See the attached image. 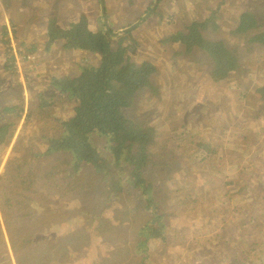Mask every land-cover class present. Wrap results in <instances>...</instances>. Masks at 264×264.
Returning <instances> with one entry per match:
<instances>
[{
    "label": "rangeland",
    "instance_id": "obj_1",
    "mask_svg": "<svg viewBox=\"0 0 264 264\" xmlns=\"http://www.w3.org/2000/svg\"><path fill=\"white\" fill-rule=\"evenodd\" d=\"M17 1L18 8L28 9L24 16L28 20L21 24L5 15L6 0H0V102L13 104L17 111L20 106L27 111L32 98L31 94H24L27 90L17 88L15 76L3 68L6 48L1 44V35L8 25L6 39L16 48L19 75L25 78L28 88L43 95L45 103L40 106L37 100L41 99L34 95L37 108L33 109L32 121L21 119L14 129L13 141L0 147V264H264V110L245 98L257 86L264 85V49L230 36V31L239 25L238 14L230 11L221 16L219 30L209 35L238 47L249 65L223 82L214 81L208 58L201 51L187 54L182 46H164L161 41L168 35L156 34L157 26L152 20L133 31L136 45L128 43L133 46L134 62L149 61L157 69L151 82L153 88L138 92L128 117L157 131L152 156L161 164L149 166L146 177L157 200L169 208L166 241L149 243L147 251L140 245L149 219L140 195L130 192L96 214L92 230L89 227L86 237L78 239L79 245L70 247L68 252L59 248L42 252L40 243H32V238L42 241L43 234L40 237L29 232L27 223L32 217L17 222L19 211L7 206L5 198L20 199L24 183L33 181L35 189L36 184L43 186L51 179L56 187L54 193L48 191L47 196L45 190L41 192L46 197L42 203H33L39 207L37 211L43 209L50 214L62 208L81 210L77 203L64 199L67 194H74L63 190L65 160L48 154V142L61 131L60 122L73 117L75 105L66 97L52 99L51 93L57 92L51 84L54 78L80 76L87 62L97 67L101 58L78 51L64 52L59 42L47 49L45 20L49 22L54 17L44 14L47 7L55 6L57 10L59 2L66 4L64 0H46L44 4ZM77 1L87 4L90 0ZM128 1L132 3L129 8L125 4ZM226 1L232 0H212L213 9L226 11ZM249 1L261 7L248 11L244 8L241 15L264 9V0ZM118 2H124V9L105 10L114 32L129 25L126 19L137 23L141 20H137L141 13L137 0ZM231 6L235 9L236 4ZM102 16L100 8L87 13L94 33L99 27L104 28ZM71 25L67 18L61 24L65 30ZM41 26L45 28L39 30ZM186 28L177 26L171 32H186ZM20 43L28 50L34 46L31 50L37 51L35 56H27L24 62L18 54L22 51ZM19 94L24 102L19 100ZM49 138L47 143L43 141ZM97 144L107 154L105 142L99 137ZM41 153L43 159L30 158ZM34 175L42 179H35ZM82 176L98 180L97 190L105 187L92 169H86ZM82 182L90 185L86 180ZM60 199L64 202H58ZM91 203L92 199L89 207ZM24 207L21 205L20 209ZM74 216L75 213L71 215ZM84 217L76 219L79 222L75 221L74 227L84 226V221L88 227L89 219ZM62 234L68 236L67 232Z\"/></svg>",
    "mask_w": 264,
    "mask_h": 264
},
{
    "label": "trees",
    "instance_id": "obj_2",
    "mask_svg": "<svg viewBox=\"0 0 264 264\" xmlns=\"http://www.w3.org/2000/svg\"><path fill=\"white\" fill-rule=\"evenodd\" d=\"M215 12L204 22H193L186 32L171 33L161 43L164 46H182L187 54L195 50L204 53L208 58L211 76L219 83L239 73L249 64L246 63L238 47L229 45L223 40L211 39L209 33L220 28L219 11ZM46 28L47 49H51L59 42L64 52L78 51L101 58L97 67L87 62L78 77L52 80L51 88L57 92L51 93L52 99L61 96L75 103L72 106L73 117L60 122L59 134L51 140L43 139L46 143L50 140L49 155L65 160L62 169L63 190L74 194H67L64 199H85L88 193L92 192L89 209L86 212L79 211L80 215L87 216L91 229L92 223L98 218L96 214L105 210L108 203L121 200L130 192L133 196L140 195L149 219L143 228L141 234L143 241L140 245L147 251L149 243L166 241L171 215L168 213V205L159 202L155 197L154 187L146 177L149 166L161 164L152 156L157 131L153 127L132 121L128 117V111L134 107L138 92L153 88L151 82L157 69L152 62L139 63L131 59L133 46L128 43L136 45L133 33L117 39L108 35L105 28L93 33L89 30L86 17L72 24L67 30L59 28L57 19L53 18ZM3 31L1 44L6 48L3 68L6 73L16 78L18 77L17 58L10 40L6 39L9 37L6 34L8 28L3 27ZM230 32L231 37L240 41L246 40L248 44L258 45L264 49V12L260 10L258 13L242 15L239 25ZM20 46L22 51L18 54L24 62L27 56H35L37 51L31 50L34 46L29 50L21 43ZM17 88L20 89L22 86L18 85ZM27 92L32 95L27 111L21 106L17 111V107L13 104L6 106L0 102V147L13 141L16 132L14 129L21 119L32 121L33 109L37 108V101L40 106L45 103L43 95L36 94L31 88H28ZM34 95L41 100L33 101ZM245 98L250 104H258L259 109L264 110V85L257 86L256 90L252 94L245 95ZM19 100L25 101L22 94H19ZM4 115L6 116L1 118ZM96 137L105 142L107 154L99 149ZM30 158L43 159L44 153L30 155ZM86 169H92L105 185L102 190H97L100 184L98 180L92 177L83 178ZM37 173L39 174L38 171ZM32 177L42 179L40 175ZM83 180L90 185H83ZM51 182L49 179L43 186L36 184L35 189H33L35 184L33 181L24 183L23 191L19 195L20 199L5 198L7 206L14 208L16 212L19 211L15 218L17 222L32 217L28 223L33 218L40 227L47 223L49 215L44 213L43 209L37 211L39 207L33 203L43 202L45 196L41 194L43 190L46 191L47 196L48 191L54 193L56 187ZM21 205L25 206L24 210L20 209ZM35 243L41 242L35 240Z\"/></svg>",
    "mask_w": 264,
    "mask_h": 264
},
{
    "label": "crops",
    "instance_id": "obj_3",
    "mask_svg": "<svg viewBox=\"0 0 264 264\" xmlns=\"http://www.w3.org/2000/svg\"><path fill=\"white\" fill-rule=\"evenodd\" d=\"M20 1H26V2H44L46 0H20ZM85 1L86 0H81ZM125 1V0H124ZM138 4L140 5V11L137 16V20L141 18L140 22L145 24L146 22L152 20L154 24L157 26V32L158 35H170L173 28H177V26H186L187 28L193 23V22H204L208 18L211 17L213 13H216L215 11H219V21H222V17L224 16L225 12H232L238 14V20L239 17H241V12L244 8H255V7H261L259 5H255L254 3L251 4L249 0H232V1H226L228 9L226 11L220 10L218 8L213 9V3L212 0H137ZM66 4H62L59 2L58 9L56 10L55 6L47 7L45 16L51 17L53 15L54 18H58V23H60L59 28H63L61 24L63 23V19L67 18L68 22L71 24H75L78 22V19H83L87 16V13L89 11H92L94 9H101L103 14V8L105 10H113L115 8H123L124 9V2L119 3L118 0H90L87 4H80L77 0H64ZM236 4L235 9H232V3ZM2 3V0H1ZM103 3V4H102ZM127 8L132 6V3L128 1L125 3ZM3 5V4H2ZM18 1L17 0H6L5 6H3L6 16L11 18L14 22H18L16 24H21L26 22L28 19H26L24 16L26 12L28 11L27 8H18ZM264 7V6H262ZM67 9V10H66ZM261 11L264 9H260ZM96 11V10H94ZM123 11V10H122ZM221 12V14H220ZM251 12L245 13L249 14ZM8 14V15H7ZM135 14H132V16ZM241 15V16H240ZM244 15V14H243ZM153 16V17H152ZM222 16V17H221ZM108 17L106 13V18ZM147 17V18H146ZM52 19V18H50ZM88 19V18H86ZM146 19V20H145ZM107 23L113 29H115L114 24L111 21H108ZM135 20V19H132ZM132 20L126 19L127 25L125 28H120L117 31L125 30L132 25H135L137 21L132 22ZM145 20V21H144ZM46 24L48 23V20ZM190 21V22H189ZM88 23L90 25L89 29L91 32L92 29H94L93 23L91 22V19H88ZM59 24H57L58 26ZM8 26V25H7ZM6 26V27H7ZM103 26L106 29V25L104 24L103 20ZM45 27H39V30L44 29ZM149 28V27H148ZM186 28V29H187ZM47 29V28H46ZM65 29V28H64ZM100 27L97 29V32L99 31ZM175 30V29H174ZM184 31V30H183ZM96 32V33H97ZM94 33V32H93ZM133 33V32H132ZM130 33V34H132ZM109 35V34H108ZM92 199L91 192L88 193L87 197L85 199H73L68 200L66 199L65 202L73 201L74 203H77V206L81 208V210L77 209V212H73L72 210H67L66 208H62L61 210H52L51 213L53 214H47L49 215L47 217V223L42 227L38 226V224L35 222L34 218L32 221H30L28 224L30 226L29 232L34 236H40L43 234L42 241L40 240L39 247L42 248V252H45L46 249H61L65 253L68 252V249L70 247H77L76 244L79 245L78 239H83L86 237L85 233L87 230L89 231V226H86V222L84 221V226H77L74 227L76 223L75 221L79 222L76 219H84V215H80V212H86L89 209L88 202ZM58 202H64L62 199H60ZM69 213V214H68ZM73 213L76 214V216L71 217ZM88 213V212H87ZM75 218V219H73ZM87 224L90 225V222ZM92 230V228H91ZM68 233V236H64L62 234ZM69 238V240L67 239ZM33 240V238H32ZM35 244V241L32 242Z\"/></svg>",
    "mask_w": 264,
    "mask_h": 264
},
{
    "label": "water",
    "instance_id": "obj_4",
    "mask_svg": "<svg viewBox=\"0 0 264 264\" xmlns=\"http://www.w3.org/2000/svg\"><path fill=\"white\" fill-rule=\"evenodd\" d=\"M103 4V3H102ZM103 20H104V24L106 25V28H107V32H108V34L111 36V37H113L114 39H117V38H119V37H123V36H126V35H128V34H130V33H132L135 29H137L138 28V26H140L141 24H142V22L143 21H141V22H138V23H136L135 25H133L132 27H130V28H128V29H125V30H123V31H119V32H113V30L112 29H110V26L108 25V23H107V18H106V14H105V8H103ZM147 18V17H146ZM146 20V19H145ZM144 20V21H145Z\"/></svg>",
    "mask_w": 264,
    "mask_h": 264
},
{
    "label": "built area",
    "instance_id": "obj_5",
    "mask_svg": "<svg viewBox=\"0 0 264 264\" xmlns=\"http://www.w3.org/2000/svg\"><path fill=\"white\" fill-rule=\"evenodd\" d=\"M14 48V51H16V48H15V46L13 47ZM18 63H19V59H18ZM21 77V78H20ZM16 80L18 81V83H19V85H21L22 86V89H23V91L25 92L26 90H27V86H26V83H25V78L23 77V76H20L19 75V70H18V77H16ZM27 91H26V93H24L25 95H27Z\"/></svg>",
    "mask_w": 264,
    "mask_h": 264
},
{
    "label": "clouds",
    "instance_id": "obj_6",
    "mask_svg": "<svg viewBox=\"0 0 264 264\" xmlns=\"http://www.w3.org/2000/svg\"><path fill=\"white\" fill-rule=\"evenodd\" d=\"M120 31H123V30H120ZM117 32H119V31H117ZM117 32H116V33H117ZM123 37H124V36H123ZM80 53H81V52H80Z\"/></svg>",
    "mask_w": 264,
    "mask_h": 264
},
{
    "label": "bare ground",
    "instance_id": "obj_7",
    "mask_svg": "<svg viewBox=\"0 0 264 264\" xmlns=\"http://www.w3.org/2000/svg\"><path fill=\"white\" fill-rule=\"evenodd\" d=\"M61 128V127H60ZM96 141H97V137H96Z\"/></svg>",
    "mask_w": 264,
    "mask_h": 264
}]
</instances>
